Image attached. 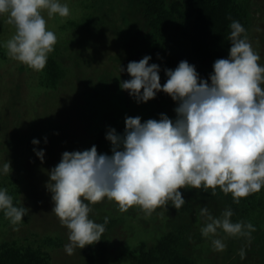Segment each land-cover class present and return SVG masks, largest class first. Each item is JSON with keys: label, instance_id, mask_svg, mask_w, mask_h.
I'll return each mask as SVG.
<instances>
[{"label": "rangeland", "instance_id": "rangeland-1", "mask_svg": "<svg viewBox=\"0 0 264 264\" xmlns=\"http://www.w3.org/2000/svg\"><path fill=\"white\" fill-rule=\"evenodd\" d=\"M237 2L247 12L246 36L260 56L258 63L264 66V0ZM61 3L70 8L67 18L58 15L49 18L47 10L42 13L48 29L57 36L52 53L65 69V76L56 87L45 86L44 69L36 71L7 55L3 44L16 29L7 22L6 15L0 17L4 55L0 56V166L10 161L12 169L10 174H0V188L7 189L15 206L29 210L18 224H12L0 211V244L41 246L49 254L48 264H86L85 247L75 248L72 255L65 252V245L70 243L69 230L52 211L48 173L65 151H82L95 145L98 153L111 155L112 144L106 133L114 128L123 134L126 116H140L142 122L159 119L160 114L174 118L172 105L163 91L147 102H137L128 90L120 87L122 81L131 78L126 71L128 63L145 55L151 56L149 63L158 64L162 71L153 54L157 36L152 25L154 16L147 4L143 0H61ZM169 3L176 4L179 20L167 34V58L192 49L195 31L199 29L196 26L202 20L195 10L189 18L186 12L180 15L187 0ZM87 20L89 25L82 26ZM121 68L125 71L121 72ZM34 138L40 141L38 145L32 144ZM34 148L45 151L43 162ZM180 191L194 205L189 214L198 240L193 247L197 264H264L263 247L255 237L264 227V204L258 203L251 216L257 226L249 218L244 219L255 227L250 240L229 236L219 229L214 237L205 238L201 228L207 219L200 215V209L207 207L214 217H220L229 205L220 192L213 195L211 188ZM261 195L264 201V189ZM89 206V218L94 222L100 223L105 218L111 222L106 254L117 264H128L144 243L158 240L177 222L187 221L182 207L177 210L171 201L151 214L139 205L122 212L117 202L107 198ZM234 216L233 222L243 221ZM212 239H221L226 248L216 251ZM241 249L245 251L243 259Z\"/></svg>", "mask_w": 264, "mask_h": 264}, {"label": "clouds", "instance_id": "clouds-1", "mask_svg": "<svg viewBox=\"0 0 264 264\" xmlns=\"http://www.w3.org/2000/svg\"><path fill=\"white\" fill-rule=\"evenodd\" d=\"M44 10L49 18L70 15L61 0H0V17L6 15L16 29L3 44L7 55L36 71L45 68L57 43ZM230 28L228 56L215 60L210 83L186 60L175 69H164L168 78L163 85L161 68L149 63L151 56L128 63L131 78L121 82V89L137 102L167 93L177 102L175 119L160 114L159 119L142 122L140 116H126L123 134L114 128L106 133L111 155L98 153L95 145L62 153L48 173L47 189L52 193V211L69 230L68 255L101 240L108 220L101 224L90 219L89 205L105 198L117 202L122 212L139 205L151 214L169 201L179 210L186 203L182 188H211L214 195L219 187L238 204L264 187V66L242 24L233 20ZM39 143L32 140L33 145ZM33 151L43 162L45 151ZM11 171L10 161L0 166V174ZM0 211L18 224L29 210L15 206L7 189L0 188ZM200 215L207 219L201 228L205 238L214 237L219 229L250 240L255 231L251 222H233L231 208L214 217L204 207ZM212 244L216 251L226 248L221 239H212ZM240 256L245 258L244 249Z\"/></svg>", "mask_w": 264, "mask_h": 264}, {"label": "trees", "instance_id": "trees-1", "mask_svg": "<svg viewBox=\"0 0 264 264\" xmlns=\"http://www.w3.org/2000/svg\"><path fill=\"white\" fill-rule=\"evenodd\" d=\"M143 1L154 16L152 25L155 28L157 40L153 54L162 67L160 74L162 85L168 78L164 69H175L179 62L184 60L194 65L200 77L210 83L209 77L213 71L215 60L227 58L228 56L231 47V41L228 40L231 22L233 20L239 21L245 28L246 33L249 28L247 12L237 0H187V7L184 10H180V15L182 16L186 12L189 18L193 10L197 11L202 17L201 22L196 26L199 29L195 31L191 50L180 51L177 55L167 58V34L171 25L179 20L177 6L175 3H169V0ZM86 25H89L88 20L82 24L84 27ZM0 56H4L1 45ZM44 72L45 79L43 83L47 87H56L60 79L65 76V69L60 66L52 52L49 54ZM163 93L164 97L172 105V116L175 119L176 113L174 109L177 107V102L167 93ZM263 189L264 187L259 192L241 198L238 204L233 201L231 193L224 194L219 187L216 188L215 192H220L222 199L227 202L229 208L235 214V219L244 221V219L248 220L249 218V221L253 222L251 216L254 214L257 204H264L263 196L261 195ZM185 200L186 203L181 209L186 214L187 221L177 222L161 235L158 240L150 244L144 243L139 252L133 256V259L131 261L128 260V264H197L193 256V247L198 240L196 238L197 234L194 232V223L189 214L194 205L189 196ZM104 220L100 223L103 224ZM253 223L256 224L255 226L258 225L257 222ZM110 227L111 222L108 220L105 225V231L101 235V240L85 246L86 264H117L115 260L110 259L108 254H106L108 250L106 237ZM255 237L257 242L259 241L263 247L262 259L264 262V227ZM48 241L46 243H49ZM49 244L45 245L49 246ZM48 259L49 254L41 246L21 247L10 242L0 244V264H48Z\"/></svg>", "mask_w": 264, "mask_h": 264}]
</instances>
